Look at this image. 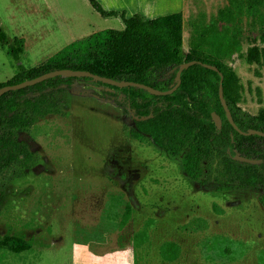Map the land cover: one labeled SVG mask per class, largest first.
Segmentation results:
<instances>
[{
    "label": "rangeland",
    "instance_id": "1",
    "mask_svg": "<svg viewBox=\"0 0 264 264\" xmlns=\"http://www.w3.org/2000/svg\"><path fill=\"white\" fill-rule=\"evenodd\" d=\"M97 1L107 11L138 3ZM143 1L158 12L169 6ZM0 28L24 40L18 63L0 45L6 85L18 65L37 67L72 42L123 24L101 17L88 0H0ZM263 63L240 70L251 82L246 108L253 112L264 109ZM51 99L58 114L18 134L34 164L11 180L0 176V191L8 189L0 236L23 234L32 242L20 254L0 251V264H264L257 192L210 191L188 178L178 159L129 138L135 117L129 106L122 112L128 103L120 91L75 79Z\"/></svg>",
    "mask_w": 264,
    "mask_h": 264
},
{
    "label": "trees",
    "instance_id": "2",
    "mask_svg": "<svg viewBox=\"0 0 264 264\" xmlns=\"http://www.w3.org/2000/svg\"><path fill=\"white\" fill-rule=\"evenodd\" d=\"M103 18H119L122 30L107 29L72 42L37 67L18 65V75L6 85H15L42 74L70 69L88 71L115 81H132L167 91L175 85L176 69L189 61L215 66L223 76V97L240 130L264 133V117L252 116L237 106L232 67L221 62L193 57L182 46V14L174 13L148 19L136 13L125 17L124 11H107L97 0H88ZM264 36L244 54L249 63L259 62L258 53ZM0 45L18 63L24 40L10 38L0 28ZM219 75L199 64L181 73V84L171 95L153 96L138 88L108 87L125 95L135 117L127 127L129 138L149 144L159 153L178 159L184 174L213 192L254 191L264 208V138L241 136L228 124L218 98ZM75 78L55 77L0 97V176H15L34 164L33 153L18 134L28 131L38 120L58 114L52 94L70 89ZM91 81L90 79H82ZM4 85H0V88ZM49 90V91H47ZM56 90V93L51 92ZM35 96L27 97L28 93ZM221 119L220 129L211 113ZM260 160L257 165L233 159ZM203 164H205L203 166ZM9 179V178H8ZM213 179V180H211ZM8 189L0 191V211ZM127 215L125 219H127ZM32 242L23 234L0 236V251L12 254L27 252Z\"/></svg>",
    "mask_w": 264,
    "mask_h": 264
},
{
    "label": "crops",
    "instance_id": "3",
    "mask_svg": "<svg viewBox=\"0 0 264 264\" xmlns=\"http://www.w3.org/2000/svg\"><path fill=\"white\" fill-rule=\"evenodd\" d=\"M168 1L169 6L166 7L168 9L162 10L163 12L144 8L148 3L143 0L133 2L131 4L133 8L121 5L112 7V10L124 11L125 17L139 12L149 17L148 19L181 13L184 51L196 58L230 65L235 79L237 106L252 116L264 117L263 108L255 112L246 108L250 107L248 104L252 94L251 82L244 79L240 72L250 70L255 62L249 63L245 57L238 58L235 63L232 62L234 57L244 54L253 39H256L253 34L259 33L264 36V0ZM263 54L264 44L258 53L260 62H264ZM247 82H250L249 86ZM256 93L259 96L261 90L256 88Z\"/></svg>",
    "mask_w": 264,
    "mask_h": 264
},
{
    "label": "water",
    "instance_id": "4",
    "mask_svg": "<svg viewBox=\"0 0 264 264\" xmlns=\"http://www.w3.org/2000/svg\"><path fill=\"white\" fill-rule=\"evenodd\" d=\"M196 64H199L208 70H211L215 73H218V75L220 77L219 86H218L219 102H220V105H221V107L225 113V118H226L228 124L233 128V130L241 136H254V135H256V136L264 138V133L261 131L248 130L246 132H243L242 130H240L238 128V126L235 124V122L232 118L230 110H229V108L225 102L224 97H223V85H222L223 76H222V74L219 72V70L215 66L202 64V63L197 62V61L185 62V63H182L181 65H179L177 68H175L176 69L175 85L167 91H160V90L154 89L150 86L140 84V83H136V82H132V81L111 80L109 78L101 77V76H98L96 74L90 73L88 71L63 69V70L48 72V73L42 74V75H40L34 79L25 80L21 83L15 84V85H4L0 88V97H2L4 94H6L8 92L25 89L27 87H32L36 84H39L41 82H44L48 79H52L55 77L75 78V79L87 78V79H90L91 81H93L95 83H101V84L106 85L108 87H115L118 89L133 87V88L145 90L153 96H167V95H171L180 86V84H181V73L184 70H186L188 67L196 65ZM211 119H212V122L215 125V127L217 129H220L222 121H221L220 117L215 112L211 113ZM233 159L237 162L251 164V165H257L260 163V160L248 159V158L241 157L239 155L233 156Z\"/></svg>",
    "mask_w": 264,
    "mask_h": 264
},
{
    "label": "flooded vegetation",
    "instance_id": "5",
    "mask_svg": "<svg viewBox=\"0 0 264 264\" xmlns=\"http://www.w3.org/2000/svg\"><path fill=\"white\" fill-rule=\"evenodd\" d=\"M106 88H108V87H106Z\"/></svg>",
    "mask_w": 264,
    "mask_h": 264
}]
</instances>
